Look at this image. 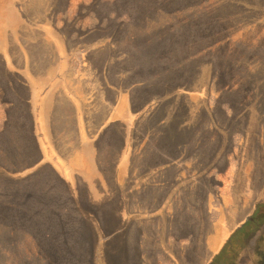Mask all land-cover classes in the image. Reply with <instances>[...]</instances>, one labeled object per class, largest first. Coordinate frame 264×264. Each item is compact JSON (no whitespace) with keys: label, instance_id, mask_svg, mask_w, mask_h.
<instances>
[{"label":"rangeland","instance_id":"obj_1","mask_svg":"<svg viewBox=\"0 0 264 264\" xmlns=\"http://www.w3.org/2000/svg\"><path fill=\"white\" fill-rule=\"evenodd\" d=\"M68 4L66 17H56L64 19L59 26L68 42L76 43L71 26H93V33L83 32L86 35L78 40L83 47L95 45L88 53V58L95 56L88 67L94 65L93 72L103 68L102 80L108 86L128 90L129 108L122 115L129 121V147L139 142L137 148L143 150L140 169L117 170L115 184L104 170L97 177L96 189L84 185L79 194L93 203L100 224L96 225L94 210L78 208L89 223L74 243V260H63L58 257L62 250H55L59 241L52 247L51 242L41 240L48 227L44 229L40 221H49L51 234L57 231L53 238L63 237L65 217L48 216L45 207L32 219L28 208L37 204L47 184L55 200L68 201L64 184L48 166L30 182L27 174L22 175L28 168L22 169L19 160L18 171L11 174L16 184L11 194L20 208H4L1 214L5 216L0 218V247L6 246L8 229L13 226L17 244L0 248V264H154L145 249L151 246L153 252L161 249L178 264H189L196 255L199 259L200 253L199 264H264V256L256 258L253 250L258 247L264 253L262 223L241 248L230 252L226 246L264 202V0H69ZM205 70L210 79H204ZM197 72L202 73L198 78ZM186 73L188 79H180ZM162 95L168 97L158 101ZM133 115L138 121L135 134L130 124ZM183 135L187 137L182 143L185 161L181 167L188 171V178L194 176L184 186L181 183L186 190H180L181 216L175 205L167 212L164 205L133 208L139 200L163 190L165 185L157 180L167 177L166 173L146 178L143 172L154 156L162 158L158 168H169L170 157L163 149L178 146ZM18 143L21 157L37 150L34 142L20 139ZM141 148L133 158L134 166H138ZM145 179L155 186L141 185ZM27 194L32 200L26 199ZM222 203L233 208L216 241L220 221L216 218L227 212H220ZM177 217L182 223L174 229ZM37 220L38 224L33 223ZM154 231L158 238L153 239ZM169 242L176 244L168 249Z\"/></svg>","mask_w":264,"mask_h":264},{"label":"crops","instance_id":"obj_2","mask_svg":"<svg viewBox=\"0 0 264 264\" xmlns=\"http://www.w3.org/2000/svg\"><path fill=\"white\" fill-rule=\"evenodd\" d=\"M68 3L69 0H0V128L10 127L13 132L11 137L17 142L23 139L36 143V151H31L29 156H19L22 169L28 168L22 175L27 174L30 182L34 176L41 177L42 168L46 166L60 177L69 200H55L54 204L58 214L65 217L64 221L70 217H83L78 208L95 211L93 203L86 202L79 194L85 184L96 189L99 185L97 177L104 170L115 184L114 174L117 170L132 173V168L140 169L143 153L141 147L137 148L136 143L139 142H135L134 137L129 143H135L130 147L128 145L129 121L127 116L122 115L129 108L128 90L108 86L102 80L103 68L93 72L95 66L87 65L90 58L95 57L88 58L95 45L84 48L78 40L86 35L83 32L93 33V26H71V36L76 42L72 46L61 31L59 25L64 19L59 21L56 17H66L70 11ZM99 70L103 73H97ZM130 121L135 134L138 127L135 115ZM154 127H157L155 123ZM152 130L154 128L148 130L149 134ZM150 136L151 139L154 137ZM183 136L181 143L172 150L163 149L164 154L170 157L169 163H166L169 168L163 165L158 168L162 158L154 156L142 171L146 178L166 173L167 177L157 180L160 185H165L163 190H156L155 194L139 200L140 203H135L133 208L146 206L153 209L164 205L167 212L170 206L175 205L181 216L180 190H185L183 186L194 176L188 178V171L181 167L185 161L182 143L187 137ZM140 148V156L136 159L138 166H134L133 158ZM27 159L30 161L23 162ZM141 185L155 186V183L145 179ZM221 200L223 202V198ZM231 206L223 204L220 212L225 209L227 212L216 218L220 220L214 233L216 241L222 237V227L227 220L226 214L233 208ZM136 211L133 209V212ZM133 212H129V215ZM181 223L182 219L177 217L174 229L180 228ZM154 238H158L155 231ZM174 244L167 243L168 249L173 248ZM145 249L152 260L155 259L154 264H178L161 249L157 254L151 250L152 246ZM200 256L201 253L199 259ZM199 259L196 255L189 264H199ZM179 264L185 263L180 261Z\"/></svg>","mask_w":264,"mask_h":264},{"label":"trees","instance_id":"obj_3","mask_svg":"<svg viewBox=\"0 0 264 264\" xmlns=\"http://www.w3.org/2000/svg\"><path fill=\"white\" fill-rule=\"evenodd\" d=\"M135 5H136V8L138 9V4L136 2H135ZM142 7H144V5H142ZM199 72H197V74H199ZM202 73L204 74V79H206V78L210 79L207 76L209 73L207 70H205V72H202ZM202 73H200L199 75L196 74L197 75L196 78L200 77V75ZM188 75H190V72L188 73ZM184 76H181V74H180L179 77H180V79H183L185 81L186 79H188L187 73ZM205 86H207V84H203L202 87L205 88ZM167 97H168L167 95H162V97L157 98V100L159 99L158 101H160V100L166 99ZM12 134H13V132H12L10 127L8 128L7 126H3L0 128V197H2V202L0 203V218H4V216H5V215L1 214V212H2L1 210H3L4 208H7L8 211L11 208H13L14 210H16L15 208H17V209L20 208L19 204L17 206L16 204L13 203V200H12V199L15 200V196H13L11 194V191H13L16 188V184H14L15 181H13L14 178H13V176L11 177V174L16 173L18 171V168H19L18 164L20 163L19 162V156H20L19 153H20V151L22 152V146L20 145V143L13 140V138L11 137ZM23 176H25V175H23ZM46 186L40 190L42 195L39 197V199H37L38 201L36 200L37 204H35V206H34L31 203L29 208H28V210L30 209V212H32V211L34 212V213L32 212L30 214V217L32 215V219L34 216L38 217V215L40 213L39 208L45 209V207H46V210L48 212L47 213L48 216H53V218H56V216H58V211L55 208V204H54L56 198L52 195L53 189L51 186H47V187ZM27 198L29 200L31 199L30 194L26 195V199ZM21 202H23V201H21ZM33 203H35V202H33ZM1 205L3 206L2 208H1ZM22 208H25V207H22ZM22 211L24 212V210H22ZM42 214L43 213L41 212V215ZM81 216H83V215H81ZM83 217L78 216L74 219L72 217L67 218V220L64 221L65 225L62 227L63 234L60 235L63 237L58 236L56 238H53L52 236H54L57 233V231L54 232L53 234H51V231L49 230V228H50L49 221H47V220L40 221L41 222L40 224H42V226L44 225L43 226L44 229L46 227H48V230H45V232L46 231L47 232L41 236V240L44 239V240H47L48 243L51 242V246H52V244H54V242L59 241V243L61 245L58 244L59 247L55 248V250L60 249V250H62V252L60 254H58V253H54V254H58V257L62 258V259L67 258L69 260H74L76 254H77L76 253L74 255H71L72 252L76 251L74 248V243H76L78 241V239L81 235L82 229H84L85 225L87 223H89V221L87 220V217H85V216H83ZM95 219H96V223H97L96 225L99 226L100 223L97 220L99 218L96 215H95ZM29 222H32V221H29ZM33 223L38 224V220L34 221ZM261 223H262L261 226H263L264 225V202L260 203L256 207L251 218H248L240 227H238L237 232L234 233L229 238L226 246L230 247V249H229L230 252H232L233 250L241 248L244 239H246V238L248 239L249 235H251L252 233L259 230V226ZM127 226H128V223H127ZM13 236H14V226H13V228L8 229V237H7L8 242H7V244H5L6 246L0 247V248L10 249L14 245H16L17 242L15 241ZM256 243H258V241ZM85 244H87V242H85ZM256 246H257V244H256ZM48 248L49 247L47 245V250H49V251L52 250V249H48ZM257 248L258 247L253 249L255 257L256 258L257 257H263L264 253L259 252L257 250ZM1 252H3V251H1ZM32 254L34 255V253H32ZM41 254H43V253H39V255H41ZM259 255H263V256H259ZM38 259H40V258H38Z\"/></svg>","mask_w":264,"mask_h":264}]
</instances>
